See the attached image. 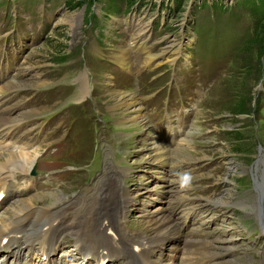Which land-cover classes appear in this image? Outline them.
Listing matches in <instances>:
<instances>
[{
    "label": "rangeland",
    "instance_id": "1",
    "mask_svg": "<svg viewBox=\"0 0 264 264\" xmlns=\"http://www.w3.org/2000/svg\"><path fill=\"white\" fill-rule=\"evenodd\" d=\"M196 1L198 0H182L181 9L171 11L167 8V5H165L167 2H171L169 0H142L140 2L137 1L131 6H127L125 0H95L91 6V10L97 14L90 18L91 25L95 26L94 31L88 28L87 22H83L82 19L80 20L82 17V5L74 4L68 7V5L71 4L68 0H0V28L6 29L2 39L9 38L16 41L17 38H22L23 41H31L36 36L42 37L40 43H33L30 45L31 50H29L30 52L28 54L32 51L34 53L33 58L25 62L28 58L25 56L27 55L29 44V42H27L23 45L22 51L17 55L14 62H25L26 65L39 66L43 75V80L39 85L44 86L55 80V76L50 77L55 68L59 70L61 81H72V79L78 76L82 71L80 66L74 69L65 68L72 67V65L85 66L91 72H96L102 67V70L99 72L103 71L105 73H96L93 79L97 80L98 74V80L101 82H104L107 78L111 79L110 76L106 74L105 70L114 73L112 65L114 62L118 64L117 54L120 48L124 46L123 44L125 42L123 36L131 37V33H134V30L139 28L141 24L146 25V21H149V26L152 21H158L156 30L161 33L159 34L155 31L151 33V30H149L147 37L141 38L146 39L152 51L160 50L159 53H152L156 56L159 55L156 60H159L160 56L164 53L165 57H167L168 54L166 53L168 51L171 52L172 49H174L173 47L179 48V40L182 42V45H180L182 49L178 50L175 55V67L171 63L173 61H164L168 66V71L171 70L176 76V79L172 80L171 72L169 73V83L166 86L165 96L171 95L173 100L181 103L184 102L189 95H197L201 101L200 104L211 111L206 112L203 110L199 114L218 118L216 122L210 124L217 129L216 135L200 140V145L195 151L180 148V151H176L175 153L183 156L185 155L183 159L204 157L211 159L212 162L218 155L224 160L226 159V161L230 160L227 156H232L235 158L234 163H236L237 169H243L242 173L246 175V180H250L249 168L254 162V154L246 156L239 153L247 151V147H252L255 152H257L258 143L261 145V150L264 152V139H258L252 135L251 132L249 134L248 131H245L241 141L232 140L231 142L229 140L230 134H227V131L222 130V128L225 123L232 127L245 119L240 118V116L244 114H231L232 106L238 104L241 97L249 95V102H251L250 106L252 103L253 106H259L258 93L255 86L253 87V76L255 74L251 72L252 66L248 68L249 63L256 62L254 59L256 47L254 45L255 49L251 52L253 54L246 60L243 59L244 54L247 53L245 48H243V44L246 41V33L248 31L246 29L247 25L249 24V26L252 27L254 21H257L259 18H264V0H233L228 4L224 1L201 0L193 9L192 23L190 26L191 19L189 11ZM109 6L112 8H109ZM119 24L126 27L130 31V34L124 35L123 33H125V30L116 27ZM47 25V30L42 32L41 28L45 29ZM142 28H145V26L142 25ZM114 32L116 33L112 34ZM134 34L136 35V33ZM160 39H162V41L159 42ZM163 43L166 48H161ZM65 45H67L66 48L63 47ZM171 45L172 47H170ZM69 46L70 51L67 53L68 55L71 53L73 56L78 54H80V56H78V58L75 57V59L62 61V59H59L57 56L61 54L62 51H67ZM186 46L190 47V62H188L189 52L185 50ZM96 48H100L105 56L98 54V52L96 53ZM134 48L131 49L126 47L127 53L134 52L136 49ZM16 50H18V47ZM137 52L140 53L137 59L146 62L145 53L140 50ZM263 52L264 50L261 54ZM105 57L107 61H105ZM63 58H66V56H63ZM133 58L134 57H132L131 62L134 63L129 64L133 79L126 77L125 80L116 81L117 84L115 85L121 86L122 83H126L130 86L133 83V89L129 88L125 90L127 93L130 91L134 92L136 88L135 83L141 84L143 76L149 71V69H145L146 67H139V64L136 63ZM6 59L7 56L3 57L4 62L8 65L14 63L9 62L8 60L10 59ZM78 59H80V62H78ZM83 59L85 62H81ZM243 60H245V62H243ZM55 62H60V64L57 65ZM2 63L3 62H1V64ZM118 67L123 69L120 65ZM115 75L117 76L118 73L115 72ZM250 76H252L251 79H249ZM162 80L161 78L160 81ZM158 81L159 77H156L153 82L157 83ZM15 84L21 85L22 83L15 82ZM145 90L147 89L142 88L140 93L149 95V91L146 92ZM59 92L62 97L60 88ZM111 94L112 93H107L105 99ZM92 97L88 107L83 106V104L79 105L82 112L81 115L85 116L88 114L89 130L91 133H95L97 130L101 129V127L106 131L112 128V132L128 131V127H119L118 129H115L114 126L111 127L109 125L110 114L108 110H106L104 104H100L101 98L104 102L105 99L102 95L100 98L99 94H96L95 89H92ZM260 97L264 98L262 95H260ZM243 100L245 101L246 99L244 98ZM39 101L40 104L38 109L39 112H42L50 106L51 102L56 101V95L54 92L48 90L42 91L39 94ZM148 105V109H151V111L153 105L161 108L163 111L166 109L165 101L159 100L158 94H156L153 99L148 100ZM65 111L67 115H78L75 110H70L69 108H66ZM249 111H251L250 108ZM223 113H228L224 119L223 116L220 115ZM254 115H256V112ZM17 118L18 116H13V119ZM113 121L118 122L117 120ZM223 122L225 123L223 124ZM10 125L14 126L18 136H22L23 130L17 122H12ZM206 125L209 126L208 124ZM237 126L239 127L242 125L238 124ZM151 131L152 130H150L149 133H151ZM97 135L98 138H107V135H101V133ZM79 140V137L75 135L71 143H79ZM144 141L145 136L142 135V130H139L137 146H142ZM213 141L217 142L219 146H216V148H209L208 143ZM110 143L112 144L111 141ZM234 143L238 144L236 148H240L241 150L236 149ZM120 145L122 147L133 146L127 139H123ZM116 146L117 144H115V147ZM96 152L97 149L94 150V154H96ZM170 155V152L166 151L160 159H170L172 157ZM257 155L260 157L261 151H258ZM150 160H152V158ZM81 161L83 162L84 158L81 159ZM49 162L54 165L57 162L56 157H52ZM81 164L83 165L84 163ZM262 164L264 165V160ZM23 166L26 167V163H24ZM259 166H261V164ZM138 172L139 171H134L131 173V182L135 190V200L133 203H139V207L144 208L142 206L146 203H151L154 194L160 186L150 180L147 174L144 173L143 175H139ZM199 175L200 177L204 176L203 173ZM204 180L208 181L206 178ZM33 195H35V193ZM39 195L40 194L35 196V199L42 202L51 200L49 195H45L42 198H40ZM190 200V206L200 205L192 196H190ZM86 209H88V207H86ZM203 215L204 222L206 223L212 218L216 220V223L222 224L224 222L228 223V221L232 219L233 212L229 211L227 212V216L220 217L218 212L206 209L203 211ZM136 220L140 228L149 233L152 231L145 218L137 217ZM227 223H224L221 227L223 233L227 232ZM231 226H233V232L225 233L223 238L231 235L232 238H229V240L234 246H242L243 243L241 242L249 244L248 247L258 243L259 239L253 237L251 240L249 236L241 232L243 230L240 231L234 223H231Z\"/></svg>",
    "mask_w": 264,
    "mask_h": 264
},
{
    "label": "bare ground",
    "instance_id": "2",
    "mask_svg": "<svg viewBox=\"0 0 264 264\" xmlns=\"http://www.w3.org/2000/svg\"><path fill=\"white\" fill-rule=\"evenodd\" d=\"M135 43H136V45H135ZM133 45L135 46V48L137 49V51L140 50V51H143L145 53V57H146L145 60L148 63V65H150V64H156L155 62H157V61L158 62H161L163 59L166 58L165 57V53H164L163 55L160 56V59L159 60H156L159 55L156 56V55L152 54L151 52H148L147 51L145 39H139L138 41L136 40ZM120 57H121V59L126 60V61L129 62V57H128L126 51H122V53L120 54ZM83 84H84V81L83 80H80L79 81V84H78V87H79V90L80 91L83 88ZM8 153H9L8 157H12V158L17 159L18 168L21 169V170H25V167L23 166L24 163H26V165H27V163L31 159V157H29V155L27 154V151H24L23 148L20 147L19 150L9 151ZM4 163L5 162H3V163L0 164V168H2L4 166ZM23 200H25L23 202H26V203H24L21 206L30 205L29 204L30 199H27V198L24 199L23 198ZM21 206H19V207H21ZM19 207H16L12 211V214L15 213L16 212V209H18ZM118 208L120 210L121 206H119ZM94 209H95V205H89L88 206V209L85 208V215L90 216L94 212ZM157 209H159V208H157ZM119 212L120 211H118V213H115V211H113V214L112 215H108V216L109 217H112V218L113 217H117V216H119ZM41 216H42V208H38L35 211L34 220L35 221L36 220H39L41 218ZM107 220L111 223V220L109 218ZM116 226L118 228H121V225L118 222L116 223ZM167 226H168V223L167 222H162V223H160L158 225V227H159L160 230H165ZM107 242H108L107 235H105L103 233V231H100L98 229H95L94 232L92 234H90V236L88 237L87 240H82L79 243V245H80V251H82L83 253L95 254L96 253V246H104ZM112 250H114V249H112ZM115 251L117 253H121V254L127 253L128 252V246L126 244H124V246L122 248H120L118 250H115ZM77 264H80V262H78Z\"/></svg>",
    "mask_w": 264,
    "mask_h": 264
},
{
    "label": "trees",
    "instance_id": "3",
    "mask_svg": "<svg viewBox=\"0 0 264 264\" xmlns=\"http://www.w3.org/2000/svg\"><path fill=\"white\" fill-rule=\"evenodd\" d=\"M68 1H70L71 4H73V3L77 4L79 1H86L87 2V5L85 6L86 11H88V6L92 2V0H68ZM126 1H127V3H130L133 0H126ZM255 22L256 23L253 25L254 26L253 38L251 40L247 41V43L243 47V48H245V51L247 52V53L245 52L246 54H244V56H243V59H246V60H248L250 55L253 54L251 52H253L252 50L255 49V47H256V51H254L256 54L254 57L256 62L249 63V66H248V68H250V66H252L251 67L252 74H255L258 71L259 67L261 66V62H260V56H261V52H262L261 51V49H262L261 44H262V40L264 38V18H259ZM254 45H255V47H254ZM243 62H245V60H243ZM250 77H252V76H250ZM248 96L241 97L240 102L238 104L232 106L231 110L233 113L231 112V114H239V113L243 114V113H245L246 110H248V108L250 107V103H251V102H249L250 100H249ZM244 98L246 99L245 101L243 100ZM240 135H241V131L233 130L230 133V139L231 140H240ZM237 145L238 144H235V148Z\"/></svg>",
    "mask_w": 264,
    "mask_h": 264
},
{
    "label": "clouds",
    "instance_id": "4",
    "mask_svg": "<svg viewBox=\"0 0 264 264\" xmlns=\"http://www.w3.org/2000/svg\"><path fill=\"white\" fill-rule=\"evenodd\" d=\"M190 177H188L187 175H185L184 177H182L181 179V187H185L187 186L188 182H189Z\"/></svg>",
    "mask_w": 264,
    "mask_h": 264
}]
</instances>
